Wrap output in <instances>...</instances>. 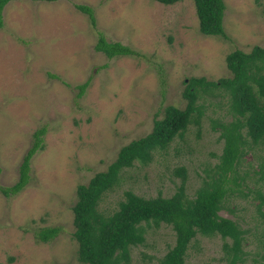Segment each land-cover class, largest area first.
Listing matches in <instances>:
<instances>
[{
	"label": "rangeland",
	"instance_id": "rangeland-1",
	"mask_svg": "<svg viewBox=\"0 0 264 264\" xmlns=\"http://www.w3.org/2000/svg\"><path fill=\"white\" fill-rule=\"evenodd\" d=\"M223 1L227 38L200 33L191 0L169 6L152 0H16L5 6L0 29V187L16 183L34 133L41 128L46 132L43 150L31 159L27 186L14 196L0 193L1 264H81L73 238L77 186L104 172L123 146L148 135L166 107L183 109L189 79L217 82L230 77L229 53L264 49V0ZM76 5L93 9L96 28ZM98 32L139 56L108 59L94 49ZM86 82L87 89L78 96L77 86ZM198 105L204 111L199 125H190L182 139L156 152L149 164L124 170L99 211L114 212L125 191L147 199L172 196L181 182L175 174L180 166L186 169L185 194L194 196L204 170H211L222 151L223 140L212 125L230 119L222 92L200 94ZM263 156L260 146L243 156L235 175L240 186L234 190L246 194L258 186L264 193V180H259ZM255 204L252 194L235 192L219 213L245 231L243 262L237 264H264V221ZM46 227L60 231L48 243L38 242L36 233ZM174 242L170 226L147 228L144 244L131 248L129 264H158ZM222 244L218 236H196L185 264H228Z\"/></svg>",
	"mask_w": 264,
	"mask_h": 264
},
{
	"label": "trees",
	"instance_id": "trees-1",
	"mask_svg": "<svg viewBox=\"0 0 264 264\" xmlns=\"http://www.w3.org/2000/svg\"><path fill=\"white\" fill-rule=\"evenodd\" d=\"M11 1L16 0H0V29L4 25L3 10ZM152 1L169 6L183 0ZM191 1L200 33L208 37L227 38L223 27L224 1ZM76 8L87 15L91 27L96 28L93 9L87 5H76ZM94 49L108 59L139 56L126 45L108 42L101 32H98ZM226 67L231 76L217 82L203 77L189 79L183 92L186 100L183 109L166 107L163 117L154 120L148 135L123 146L104 172L95 174L86 185L77 186V200L72 213L73 238L78 246L79 263L129 264L130 250L144 244L146 229L161 225L171 227L175 242L158 259V264H185L186 251L198 235L207 238L218 236L223 240L222 249L228 264L243 262L245 231L238 223L219 213L226 209L227 199L235 192L242 197L252 194L256 201V213L264 221V193L261 188L254 186L246 194L233 188L240 186L235 175L243 156L259 146L264 153V49L256 46L249 53L235 50L226 56ZM88 85L86 82L77 86L78 96L83 95ZM216 91L226 95L230 119L215 121L212 125V129H218L219 139L223 140L222 151L211 170H204L205 178L194 196L190 198L185 194L186 169L180 166L175 174L181 177V182L172 196L165 198L158 195L147 199L125 191L123 201L119 202L114 212L107 214L99 211L103 197L119 186L124 170L136 163L142 166L149 164L156 152L167 150L176 138L182 139L190 125H199L204 115L202 105H198L200 94L214 95ZM45 132L46 129L41 128L34 133L33 144L19 167L18 180L11 187H0V193L14 196L27 186L31 159L43 150L42 136ZM260 174L259 180L263 181V165ZM239 180L243 182L245 178L239 177ZM59 231L58 227L40 228L35 238L38 242L48 243L57 237Z\"/></svg>",
	"mask_w": 264,
	"mask_h": 264
}]
</instances>
